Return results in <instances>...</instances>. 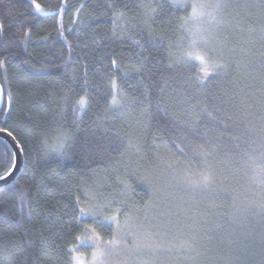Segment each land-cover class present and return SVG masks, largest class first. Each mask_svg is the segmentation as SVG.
Returning <instances> with one entry per match:
<instances>
[{"label":"trees","instance_id":"16d2710c","mask_svg":"<svg viewBox=\"0 0 264 264\" xmlns=\"http://www.w3.org/2000/svg\"><path fill=\"white\" fill-rule=\"evenodd\" d=\"M36 2L0 0V264L89 225L124 264H264V0Z\"/></svg>","mask_w":264,"mask_h":264},{"label":"rangeland","instance_id":"374dc122","mask_svg":"<svg viewBox=\"0 0 264 264\" xmlns=\"http://www.w3.org/2000/svg\"><path fill=\"white\" fill-rule=\"evenodd\" d=\"M42 12L46 9L41 6ZM86 99V97H84ZM117 218V216H116ZM123 222V221H122ZM126 222L130 223L129 220ZM124 223V222H123ZM115 235L111 238L102 239V236L89 225L79 237L74 247L73 258H78L82 264H124L131 249L126 244L124 229H117ZM86 237H91L85 243ZM74 260V259H73ZM77 264V261H73Z\"/></svg>","mask_w":264,"mask_h":264},{"label":"snow or ice","instance_id":"6c2138e0","mask_svg":"<svg viewBox=\"0 0 264 264\" xmlns=\"http://www.w3.org/2000/svg\"><path fill=\"white\" fill-rule=\"evenodd\" d=\"M32 4L35 6V8L37 10H41V6L36 2V0H32ZM177 7H181V8L182 7H185V4L182 3L181 0H177ZM196 10H197L196 6L193 5V12L195 13ZM186 55H187V57H188L189 60L197 61V62H200L202 64L203 63H206L205 56L202 55V54H200L197 51L188 52ZM112 63H113V65H115L116 64V61L113 60ZM113 86H115V83L113 84ZM0 91H3V89L0 88ZM113 102L114 103L116 102V98L115 97H113ZM78 103L83 106V105L86 104V99L84 97H81V99L78 101ZM0 133H4V134H6L8 136L12 135V133L10 131H8V129L6 127H0ZM12 171H15V167L14 166L12 167ZM12 171H8L6 173V175L0 176V180L7 179L8 176H11ZM81 211L82 212H85L84 209H82ZM86 214H94V213H93V211L91 209H88ZM107 219L115 220V217H108ZM90 239H91V237H86L85 238V241H82L81 243L83 244V243L87 242V240H90ZM73 259L77 261V264H82V262L79 261L78 258H75L74 257Z\"/></svg>","mask_w":264,"mask_h":264},{"label":"water","instance_id":"95a60500","mask_svg":"<svg viewBox=\"0 0 264 264\" xmlns=\"http://www.w3.org/2000/svg\"><path fill=\"white\" fill-rule=\"evenodd\" d=\"M0 88L3 89L1 83H0ZM0 93L3 97L4 89L3 91H0ZM0 136L3 137L7 142H9L12 145V148L15 152V161H14L15 164L13 165L15 167V171H12V168H11V170H9V171H12L11 176H8V178L5 180H0V188H1V187L12 184V182L15 181L20 176L21 171L24 166V152L22 149V145L20 144L19 141H17L13 133L10 136L4 133H0ZM4 175H6V173ZM4 175H1V176H4Z\"/></svg>","mask_w":264,"mask_h":264}]
</instances>
